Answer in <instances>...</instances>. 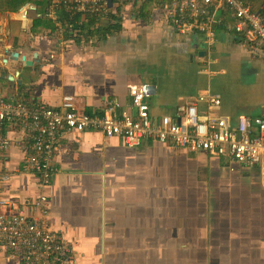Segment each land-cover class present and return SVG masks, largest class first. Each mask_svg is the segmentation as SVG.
Listing matches in <instances>:
<instances>
[{
  "label": "crops",
  "instance_id": "crops-1",
  "mask_svg": "<svg viewBox=\"0 0 264 264\" xmlns=\"http://www.w3.org/2000/svg\"><path fill=\"white\" fill-rule=\"evenodd\" d=\"M172 1L117 0L92 14L47 0L0 12V93L56 110L69 94L92 116L119 102L135 117L132 97L149 84L155 94L146 111L155 120H174L190 104L231 127L241 116L264 118V43L247 39V25L236 28L227 4L213 17L212 41L194 26L182 30ZM203 91L220 105L199 102ZM1 125L0 198L21 210L32 205L39 182L27 167L32 134L21 121ZM53 165L50 219L72 246L59 264H264V160L239 163L153 138L128 147L121 136L62 128ZM15 167L26 170L13 181ZM0 264L22 263L0 246Z\"/></svg>",
  "mask_w": 264,
  "mask_h": 264
},
{
  "label": "built area",
  "instance_id": "built-area-1",
  "mask_svg": "<svg viewBox=\"0 0 264 264\" xmlns=\"http://www.w3.org/2000/svg\"><path fill=\"white\" fill-rule=\"evenodd\" d=\"M56 1L69 13L102 14L107 13L117 0ZM226 4L239 18L236 28L240 30L247 25V39L264 43V16L249 1L173 0L170 11L178 28L186 30L194 26L212 41L215 36L213 17ZM50 15H55L54 8ZM200 15L206 17L198 22ZM58 44L61 45L62 41ZM144 99V91L138 89L131 100L135 117L128 109L121 108L119 102L107 107L101 115L92 116L77 109L73 95H63L60 110H56L42 105L30 107L21 102H9L0 93V127L4 121L17 120L21 121L23 129L32 134L34 156L27 167L37 174L39 181L34 187L33 203L28 207L14 210L11 200L0 198V205L10 208L7 212H0L1 247L22 264H59L70 257L72 246L52 225L47 190L50 179L59 172L53 160L62 128L95 130L108 138L121 136L128 147L139 145L145 138H153L161 142L169 141L174 149L228 155L239 163L264 160V118L253 117L250 120L241 116L231 127L225 118L210 109L199 111L196 104H190L180 107L174 120L168 115L155 120L148 116ZM197 99L214 106L221 103L217 96L206 91L201 92ZM5 145V139L0 137V146ZM25 170L15 167L8 178L16 181L17 175Z\"/></svg>",
  "mask_w": 264,
  "mask_h": 264
},
{
  "label": "trees",
  "instance_id": "trees-1",
  "mask_svg": "<svg viewBox=\"0 0 264 264\" xmlns=\"http://www.w3.org/2000/svg\"><path fill=\"white\" fill-rule=\"evenodd\" d=\"M47 0H0V12L16 11L28 2L42 4ZM253 4L258 12L264 16V0H246Z\"/></svg>",
  "mask_w": 264,
  "mask_h": 264
},
{
  "label": "water",
  "instance_id": "water-1",
  "mask_svg": "<svg viewBox=\"0 0 264 264\" xmlns=\"http://www.w3.org/2000/svg\"><path fill=\"white\" fill-rule=\"evenodd\" d=\"M18 55L19 54L17 52H11L8 57L11 60H15L18 57ZM22 59H23L24 65L29 66V65L32 64V61L27 60L25 57H22ZM5 68H6V65H0V79H2L4 77L2 74L4 72H6ZM143 89H144V93H145V96H146L144 100H145L146 103H148L149 102V96L155 94V85L146 84V85H144Z\"/></svg>",
  "mask_w": 264,
  "mask_h": 264
}]
</instances>
